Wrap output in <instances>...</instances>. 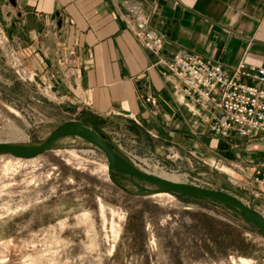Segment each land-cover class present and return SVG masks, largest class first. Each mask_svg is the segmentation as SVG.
I'll use <instances>...</instances> for the list:
<instances>
[{
  "label": "rangeland",
  "instance_id": "obj_1",
  "mask_svg": "<svg viewBox=\"0 0 264 264\" xmlns=\"http://www.w3.org/2000/svg\"><path fill=\"white\" fill-rule=\"evenodd\" d=\"M6 43L15 54L7 56ZM24 67L33 74H23ZM35 75L11 41L0 38V141L36 144L73 116L63 100L52 102ZM76 120L91 124L88 117ZM95 129L119 154L118 143L140 158L152 153L158 163L141 160L143 170L223 189L264 215V194L252 180L258 167L249 168L264 164V145L231 147L186 133L164 138L173 151L166 156L152 148L162 137ZM239 258L264 264V235L233 208L141 191L127 175L108 171L104 154L79 137L60 136L30 159L0 153V264H232Z\"/></svg>",
  "mask_w": 264,
  "mask_h": 264
},
{
  "label": "crops",
  "instance_id": "obj_2",
  "mask_svg": "<svg viewBox=\"0 0 264 264\" xmlns=\"http://www.w3.org/2000/svg\"><path fill=\"white\" fill-rule=\"evenodd\" d=\"M140 17L162 36L157 53L134 36ZM0 23L23 65L50 83L52 102L73 109L68 119L162 137L152 148L166 156L173 151L165 137L211 135L160 57L185 48L226 67L239 59L264 66V0H0ZM211 137L264 145L259 135Z\"/></svg>",
  "mask_w": 264,
  "mask_h": 264
},
{
  "label": "built area",
  "instance_id": "obj_3",
  "mask_svg": "<svg viewBox=\"0 0 264 264\" xmlns=\"http://www.w3.org/2000/svg\"><path fill=\"white\" fill-rule=\"evenodd\" d=\"M133 33L146 49L158 52L162 36L147 28L144 18H139ZM0 38L3 43L9 40L1 29ZM5 50L7 56L15 54L9 44ZM159 60L172 77L174 88L196 104L195 109H191L192 114L199 116L203 112L200 117L211 136L249 139L259 135L264 138V66L247 65L239 59L226 67L185 48H179L169 57H160ZM20 70L28 76L33 74L25 67ZM40 83L45 90L50 89L49 82L41 80ZM146 99L152 101L150 97ZM118 149L122 150L124 158L141 170L144 169L139 164L142 161L158 163L152 153H144L140 158L132 148L122 149L120 143ZM252 180L264 194V170H256Z\"/></svg>",
  "mask_w": 264,
  "mask_h": 264
},
{
  "label": "water",
  "instance_id": "obj_4",
  "mask_svg": "<svg viewBox=\"0 0 264 264\" xmlns=\"http://www.w3.org/2000/svg\"><path fill=\"white\" fill-rule=\"evenodd\" d=\"M8 2L14 4V0H8ZM56 18L55 28L58 31L61 19L58 14ZM63 135L79 137L99 149L106 159L107 170L115 169L127 175L141 191L147 193L168 192L179 196L208 198L223 203L233 208L264 235V215L234 194L220 188H211L181 180H171L143 171L119 154L113 145L92 124L80 120H63L49 130L46 136L36 144L22 145L0 141V153L11 154L20 158H30L45 151L55 139Z\"/></svg>",
  "mask_w": 264,
  "mask_h": 264
},
{
  "label": "bare ground",
  "instance_id": "obj_5",
  "mask_svg": "<svg viewBox=\"0 0 264 264\" xmlns=\"http://www.w3.org/2000/svg\"><path fill=\"white\" fill-rule=\"evenodd\" d=\"M34 157V156H33ZM33 157H30V158H33ZM30 158H26V159H30ZM156 174V173H154ZM156 175H159L161 177H164V178H167V179H171V180H179L177 177L173 176V175H168V174H164V173H158ZM182 181V180H181ZM155 195H158V196H170V193L168 192H154ZM232 264H248V260L247 259H244V258H239L238 260H232Z\"/></svg>",
  "mask_w": 264,
  "mask_h": 264
},
{
  "label": "trees",
  "instance_id": "obj_6",
  "mask_svg": "<svg viewBox=\"0 0 264 264\" xmlns=\"http://www.w3.org/2000/svg\"><path fill=\"white\" fill-rule=\"evenodd\" d=\"M180 197H186V198H189L190 196H180ZM193 198V197H192Z\"/></svg>",
  "mask_w": 264,
  "mask_h": 264
}]
</instances>
